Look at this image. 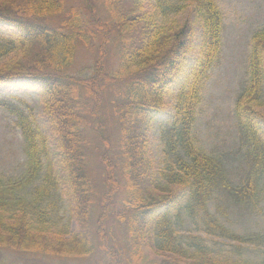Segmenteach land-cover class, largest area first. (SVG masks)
Instances as JSON below:
<instances>
[{
	"label": "trees",
	"instance_id": "1",
	"mask_svg": "<svg viewBox=\"0 0 264 264\" xmlns=\"http://www.w3.org/2000/svg\"><path fill=\"white\" fill-rule=\"evenodd\" d=\"M85 1L82 9L89 16L77 7L68 9L66 0H0V28L10 32L0 37V57H7L0 64V83L18 81L43 97L74 204L72 216L60 213L49 137L33 108L0 99L17 117L27 166L20 178H0V264L63 261L90 256L97 248V264H140L145 246L189 260L187 264H264L217 259L198 235L190 237L199 243L186 248L171 224L180 186L189 192V208L210 232L241 242L253 239L231 231L210 211L218 183H230L222 161L198 148L194 135L202 88L222 47V13L216 0H156L155 10L145 0ZM188 6L202 20L201 54L177 91L173 120L162 131L165 154L173 164L161 173L165 182H160L151 132L196 36L191 21H164L162 15L166 20ZM111 33L119 58L108 66L103 47ZM99 37L102 50L94 64L74 73L79 43ZM88 68L91 72L84 75ZM235 112L252 146V164L233 192L253 202L264 176V28L252 35L249 81L237 96ZM94 138L106 176L98 198L89 173ZM115 225L119 234L113 232ZM53 227L59 229L51 232Z\"/></svg>",
	"mask_w": 264,
	"mask_h": 264
},
{
	"label": "rangeland",
	"instance_id": "2",
	"mask_svg": "<svg viewBox=\"0 0 264 264\" xmlns=\"http://www.w3.org/2000/svg\"><path fill=\"white\" fill-rule=\"evenodd\" d=\"M85 2V0H66V7L68 9L77 7L81 9L82 15L89 16V11L82 9L85 7ZM216 2L222 13V47L219 58L209 70V76L202 88L194 135L198 148L215 155L222 161L227 173V181L230 183V186H225L222 181L218 183L209 201L210 211L231 231L239 235H253V239L241 242L219 231L210 232L203 218L189 208V192L180 186L176 188L181 193V199L171 208L170 218L177 239L186 248L196 246V242L199 243L200 239L190 237L198 235L197 237H201L207 243L217 259L259 262L264 261V176L256 201L240 200L233 190L241 183L252 164V146L238 123L235 105L237 96L249 81L252 35L264 28V0H216ZM145 5L151 10L157 8L156 0H145ZM104 14L105 12L101 11V15ZM162 19L164 21L189 20L196 31L194 49L189 55L182 75L168 93L164 114L155 121L151 132V154L155 163L157 180L165 182L161 173L167 171L173 161L165 154L162 131L173 120L179 87L185 83L187 75L200 57L203 27L201 18L192 6L186 7L179 14H169L166 20L162 15ZM88 35L85 32L84 36ZM9 36V31L0 28V37ZM101 40L99 37L95 41L83 40L79 43L76 60L71 68L74 73L94 64L99 56ZM114 40V35L111 33L109 42L103 47V59L108 66L113 65L119 58ZM6 59V56L0 57V64ZM87 72L90 73L91 68L83 74L86 75ZM0 99L16 103L24 108H27L29 104L33 108L42 131L49 137L59 181L56 198L60 203V213L65 214L66 217L72 216L74 204L68 192L59 140L45 111L43 97L30 87L14 81L0 83ZM16 118L6 105L0 103V178L4 181L20 178L27 168L23 135ZM261 126L264 134V120ZM98 141L94 138L88 150L90 152L89 173L95 198H98L106 188L104 166L98 154L99 149H95ZM57 228L59 229V227H53L51 232L56 231ZM92 230H94L93 227ZM120 231V227L115 225L113 232L119 234ZM100 251L101 249L97 248L90 256L67 258L63 261L45 258L40 264H97ZM143 256L144 259L140 264H171L170 262L187 264L189 261L149 246L144 247Z\"/></svg>",
	"mask_w": 264,
	"mask_h": 264
}]
</instances>
